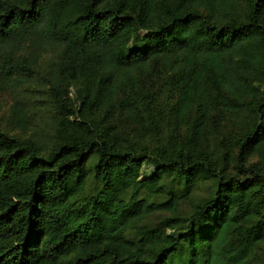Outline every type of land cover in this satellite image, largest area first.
<instances>
[{"label": "trees", "instance_id": "16d2710c", "mask_svg": "<svg viewBox=\"0 0 264 264\" xmlns=\"http://www.w3.org/2000/svg\"><path fill=\"white\" fill-rule=\"evenodd\" d=\"M0 48V264H258L264 0H0Z\"/></svg>", "mask_w": 264, "mask_h": 264}, {"label": "rangeland", "instance_id": "374dc122", "mask_svg": "<svg viewBox=\"0 0 264 264\" xmlns=\"http://www.w3.org/2000/svg\"><path fill=\"white\" fill-rule=\"evenodd\" d=\"M34 46H35L34 41L26 40L20 48L14 49L15 55H18L20 52H22L24 50L26 51V50H28L29 47H34ZM38 49L39 48L35 49L36 52H40V55L36 56V59L38 60V62L43 61V60H47L50 52L43 46L40 48V51ZM3 52H4V50L0 48V62H2L4 60L3 57H1V53H3ZM143 83H147L149 86L156 85V87L158 89H160L159 92L163 97H166V94L169 91V87H170L169 79H167L164 76V74H159L158 77H156V78H153L151 76L143 77L142 84ZM18 86L23 87V86H25V84L24 83L20 84V85L18 84ZM77 88H78V85L76 83H73L70 86V90H71L70 96L71 97L75 96ZM12 101H13V95H12L11 91H9L7 89H3L0 91V126H2V127L8 128V122L6 121V116H7L8 107L12 103ZM115 121L120 128H126V122H125L126 120L124 117L122 118L121 116H118ZM233 125L230 121H225L224 125L221 127V130H223L225 132L234 131V130H232ZM149 168H150V166L145 167V169H149ZM89 186L98 187L97 185L93 186L90 184H89ZM206 187H207L206 184H202L200 186L199 195L207 194V192H205ZM181 208L183 210H188L189 206L187 203H184L181 205ZM151 220L153 222H156L159 220V218L157 216H152ZM255 262H257L258 264H264V253L257 254L256 258H255Z\"/></svg>", "mask_w": 264, "mask_h": 264}]
</instances>
